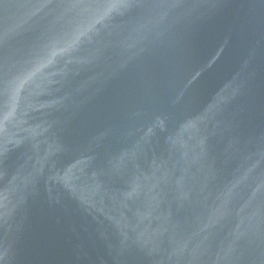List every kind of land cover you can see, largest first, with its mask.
I'll return each instance as SVG.
<instances>
[{
    "label": "water",
    "instance_id": "obj_1",
    "mask_svg": "<svg viewBox=\"0 0 264 264\" xmlns=\"http://www.w3.org/2000/svg\"><path fill=\"white\" fill-rule=\"evenodd\" d=\"M0 264H264V0H0Z\"/></svg>",
    "mask_w": 264,
    "mask_h": 264
}]
</instances>
